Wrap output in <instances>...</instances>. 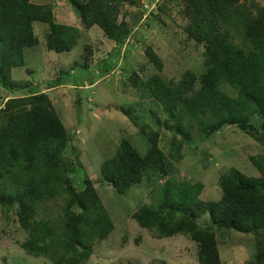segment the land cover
<instances>
[{
    "label": "trees",
    "instance_id": "16d2710c",
    "mask_svg": "<svg viewBox=\"0 0 264 264\" xmlns=\"http://www.w3.org/2000/svg\"><path fill=\"white\" fill-rule=\"evenodd\" d=\"M67 2L85 30L97 26L119 47L133 33L125 7H141L147 12L145 6L155 5L171 17L176 6H184L183 31L188 40L204 47V62L200 73L188 70L181 80L167 82L161 75L164 61L146 46L145 54L158 73L145 81L135 71L128 80L144 98L162 108L164 121L154 115L158 127L164 126L172 135L168 153L160 140L161 131L148 123L140 126L131 108L107 105L106 112L120 111L146 137L148 152L140 154L122 138L115 154L100 166L101 185L85 170L80 184L75 175L81 174L83 166L71 157L73 139L49 90H30L29 85L14 80L12 73L26 66L25 50L39 45L34 23L48 25L47 49L57 54L74 50L81 30L59 23L48 1L0 0V89L13 94L3 98L0 93V209L7 223H16L26 234L18 242L20 247L29 256L53 264H88L97 246L115 229L102 200L106 193L102 187L107 185L114 195L122 196L143 182L151 187L155 178L164 180L153 187L156 199L132 215L142 228L159 239L188 238L197 245L200 264H223L221 232L250 236L252 264H264V155L249 156L258 176L248 177L235 166L226 168L219 178L222 197L218 201L201 199L202 182L177 180L179 171L174 165L183 161L184 146L194 132H200L199 142H205L225 128L235 127L264 147L261 0H156L147 5L143 0ZM153 18L166 24L161 16L154 14ZM85 49L83 67L87 68L91 50ZM19 88L25 89L24 95H15ZM206 215L208 221L202 222Z\"/></svg>",
    "mask_w": 264,
    "mask_h": 264
},
{
    "label": "rangeland",
    "instance_id": "374dc122",
    "mask_svg": "<svg viewBox=\"0 0 264 264\" xmlns=\"http://www.w3.org/2000/svg\"><path fill=\"white\" fill-rule=\"evenodd\" d=\"M33 1L50 2L59 23L81 30L75 49L57 54L47 49L48 25L34 23L39 45L25 50L26 66L14 69L12 73L14 80L29 85L30 90H49L47 93L73 139L71 157L78 159L83 166L81 174L75 175L77 182L82 184V171L85 170L94 182L101 185L98 182L100 166L115 154L122 138L127 139L140 154L148 152L146 137L131 125L127 117L118 110L106 112L110 104H116V109L131 108L140 126L148 123L161 131L160 140L166 148L165 153H168L172 135L164 126L158 127L156 120H165L162 108L136 91L128 77L136 71L147 81L158 73L145 54L146 46L152 47L164 61L165 69L161 75L167 82L181 80L188 70L201 72L204 47L188 40L183 31L186 23L182 12L184 6H176L171 17L161 13L155 5L149 6V1L154 4L156 0H143L149 4L145 6L147 12H142L144 8L141 7H125L123 12L130 14L128 21L133 33L127 44L119 47L108 40L99 27L85 30L67 0ZM261 2L264 5V0ZM154 14L161 16L166 24L158 23L153 18ZM86 47L91 50V55L88 67L84 68ZM24 90L19 88L14 93L16 96L24 95ZM226 90L234 95L230 88ZM1 92L3 98L13 95L6 89H0ZM253 122L258 126L257 119ZM200 137V132H194L193 139L184 146L183 161L174 165L179 171L177 180L205 185L202 200L221 199L219 178L226 168L235 166L248 177L258 176L249 156L264 155V147L250 136L235 127H227L205 142H199ZM194 147L197 148L192 150ZM163 181L154 178L151 187L143 182L122 196L114 195L107 185L102 187L101 191L106 192L102 200L112 216L115 229L97 246L88 264H200L194 242L182 235L159 239L132 217L143 204L154 202L156 188L153 187H158ZM208 219L206 215L202 222ZM220 234L223 264L253 263V239L250 236L226 231ZM25 239L26 234L16 223H7L0 209V264H53L48 259L29 256L18 243Z\"/></svg>",
    "mask_w": 264,
    "mask_h": 264
}]
</instances>
